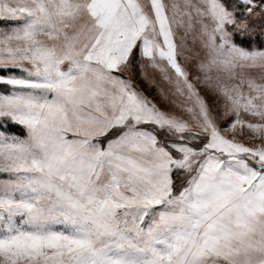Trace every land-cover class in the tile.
<instances>
[{"label":"snow or ice","instance_id":"obj_1","mask_svg":"<svg viewBox=\"0 0 264 264\" xmlns=\"http://www.w3.org/2000/svg\"><path fill=\"white\" fill-rule=\"evenodd\" d=\"M0 264H264V0H0Z\"/></svg>","mask_w":264,"mask_h":264},{"label":"rangeland","instance_id":"obj_2","mask_svg":"<svg viewBox=\"0 0 264 264\" xmlns=\"http://www.w3.org/2000/svg\"><path fill=\"white\" fill-rule=\"evenodd\" d=\"M139 83H141V86L144 87L145 90L149 92V94H151V89H149L148 86L146 84H144L143 81H139Z\"/></svg>","mask_w":264,"mask_h":264}]
</instances>
